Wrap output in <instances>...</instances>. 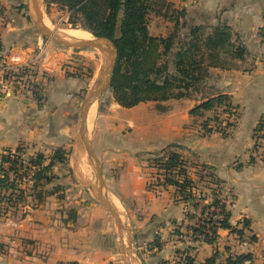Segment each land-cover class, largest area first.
<instances>
[{
	"label": "crops",
	"instance_id": "crops-1",
	"mask_svg": "<svg viewBox=\"0 0 264 264\" xmlns=\"http://www.w3.org/2000/svg\"><path fill=\"white\" fill-rule=\"evenodd\" d=\"M13 1L24 4L22 0ZM171 2L180 6L172 7L175 11L186 13L189 28L202 25L210 34L217 26L228 27L232 41L243 47L246 54L242 60L229 61L227 66L209 68V78L203 84V91L207 92L205 95L199 92V97L192 94L184 99L141 103L130 109L120 107L112 95L104 105L99 99L89 132L91 147L99 160L106 188L113 190L114 199L128 219L139 223L132 234L137 251L142 249V264H181L182 253L191 258L192 264H205L213 257V264H225L228 256L247 254L252 256L254 264H264V150L260 147L253 150V131L264 117V37L261 32L264 27V0ZM19 42L18 39L5 42L0 37V57L7 63H18V66L26 63L37 65L49 80L42 78L43 98L33 93L2 91L3 82L0 80V153L13 152L18 148L42 154L43 149L40 148L47 147L53 151L62 147L67 150L70 147L68 143L74 141L78 91L68 87L70 79L62 74L61 53H53L41 60L38 58L39 49L42 46L47 50L50 48L46 43L39 40L22 48ZM33 51L38 52L37 55L33 56ZM220 95L228 96L232 105L237 107L234 128L224 136L213 131L195 137L191 127L193 120L210 112H204L202 117H193L190 111L208 98ZM150 104L154 111L148 114L142 108ZM131 109L135 114L144 115L142 121L153 115L154 118H162V122L173 124L174 136L167 143L141 146L145 127L131 121L126 124L121 119L123 111ZM120 128L132 130V134L127 133L122 138L115 133ZM102 134L110 136L109 142L115 141L112 149L120 147L139 152L146 147L143 152L147 157L152 155L149 150L179 154L193 180L203 167L206 168L204 173L212 174L219 182V192L229 213V224L242 231V240L227 230L217 232L218 238L213 245L188 238L189 229L196 224V220L190 219L193 209L189 203L180 201L172 187L151 186L150 190L148 178L155 184L157 177L149 166L148 158L133 156L127 151L132 156L124 161L122 167L110 169L109 176H105L102 158L106 155L100 152ZM49 154L43 155L48 157ZM194 158L199 163L194 162ZM207 185L208 188L216 187ZM154 189L158 191L155 193ZM202 191L206 195L210 193L207 188ZM66 194L61 192L59 207L48 199L34 209L28 208L21 220L0 224V264H114V231L102 211L93 204L82 207L84 196L81 193L76 201ZM62 207L67 211H61ZM177 231L185 234L181 240L175 234ZM155 240L161 245L159 250L153 244Z\"/></svg>",
	"mask_w": 264,
	"mask_h": 264
},
{
	"label": "trees",
	"instance_id": "trees-1",
	"mask_svg": "<svg viewBox=\"0 0 264 264\" xmlns=\"http://www.w3.org/2000/svg\"><path fill=\"white\" fill-rule=\"evenodd\" d=\"M47 1L69 10V23L74 29L79 27L84 32L112 45L116 59L109 89L115 103L125 109L141 103H161L170 99L189 98L193 93L204 90L203 84L209 78V68L227 66L229 61L242 60L246 54L243 47L235 45V41H232L228 27L217 26L210 34L205 32L202 25L189 28L183 10L173 11L172 14L176 15L174 27L167 37L150 36L148 16L152 11V0ZM156 12L161 13L160 10ZM182 28H186L187 32L182 34ZM261 32L264 37V27ZM169 56H171V72L168 71ZM17 70L20 71V78L26 74L21 68ZM4 82H6L5 78ZM157 108L164 110L160 106ZM217 108H222V113L227 116L226 127L230 130L234 128L238 115L237 107L233 106L230 98L225 95L208 98L195 106L189 114L193 117H202L204 112H211ZM206 125V122L202 124L206 134L215 131L225 135L223 129L219 127L206 129ZM263 138L264 117L259 120L253 131L254 151L259 148ZM21 153L20 148L14 153L9 151L0 153V220L10 213L17 214L20 208L29 207L27 199L30 197L35 198V204H32L31 209L41 205L46 195L53 193L42 191L41 186L50 183L51 179L48 175L53 166L67 164L69 155V152L62 147L53 150L48 158L42 153H37L23 160L20 158ZM162 154H156L151 157L152 159H148L149 166L157 177L156 183L152 186L172 187L180 201L189 203L194 212L190 215V219L196 220V224L189 229L186 236L193 242L200 241L213 245L218 238L217 232L227 230L242 240V231L229 224V213L215 177L204 173L206 168L203 167L196 174V180H193L187 170L186 162L179 154ZM19 170L34 172L35 183L30 190L21 189L19 179L15 178ZM207 184L216 187L208 188ZM149 188L151 189V185ZM201 188L209 189L210 193L204 194ZM200 202L204 205L200 206ZM243 226L248 227L246 223ZM175 234L183 237L178 231ZM250 240L254 241V238ZM153 244L157 250L160 249L158 240ZM252 259L250 254L228 256L225 264H244L245 261L252 262ZM180 263L192 264L193 261L184 255ZM213 263L214 257L205 261V264Z\"/></svg>",
	"mask_w": 264,
	"mask_h": 264
},
{
	"label": "rangeland",
	"instance_id": "rangeland-1",
	"mask_svg": "<svg viewBox=\"0 0 264 264\" xmlns=\"http://www.w3.org/2000/svg\"><path fill=\"white\" fill-rule=\"evenodd\" d=\"M24 4H21V2L13 1V0H0V37L1 39H4L5 42H13L15 40H20L19 45L23 48L25 46H28L31 43L37 42L39 40H42L43 43H46L50 48L48 50V54L51 55L53 53H61V71L65 78L70 79L69 83H72L71 86L68 83V87H74L76 91H78V103L79 106L76 110V114L74 116V139L76 137L79 122H80V113H81V107L84 102L85 97L87 94L93 89L95 81L98 76V72L100 71V68L102 67V57L99 52L95 49H81V50H73L68 49L63 46L57 45L48 39L43 38L39 32L37 31L36 27L34 26L32 19L30 17L29 13V7L28 2L29 0H22ZM151 9L152 11L149 13L148 16V31L149 35L156 38H165L167 37L172 31L174 27V20L176 15L172 14L174 8L172 7H178L179 5H176L175 3L171 2V0H152ZM160 10V14H157ZM40 16L45 23L46 27L56 32L58 35L66 34L68 32H71L72 30H81L79 27L77 29H74L72 24L69 23V10L67 8H60L56 4H51L47 0H43L41 3V7L39 9ZM181 23V22H180ZM186 28L181 29V33H186ZM88 39L95 38L91 34L88 33ZM90 37V38H89ZM2 45V44H1ZM18 45V46H19ZM176 49H174L175 51ZM38 51V50H37ZM38 53V52H37ZM36 52H32V55H37ZM167 61H169V69L168 71L171 72V66H170V59L171 56L167 57ZM0 59V78L3 75V78L6 79V82H4L1 90L2 91H11V92H17L21 94H31L32 92L37 95V97L42 96L41 92V81L42 78L49 80L48 77H45V72H40V69H38L37 65H32L30 63L22 64L18 66V63L5 62V59ZM6 66L11 67V70L4 71V68ZM14 67V68H13ZM17 68H21V70L26 71L23 77L20 78V71L17 70ZM19 78V79H18ZM39 83V85H37ZM70 89V88H69ZM202 95H205L206 92L203 90L201 91ZM198 94L194 95L196 97H199V93H193ZM34 95V94H33ZM111 91L108 88L101 96H100V102L101 105H104L107 103V101L110 100L111 97ZM208 95V94H207ZM144 106L142 109L146 113H152L154 110L152 109L153 106ZM96 107L91 108L89 111V123L91 127V122H93V116L95 113ZM137 115V116H136ZM144 115L137 113L131 110H124L122 113V120L124 123H128L129 121L136 123V125H143L145 127L144 132V141L141 143V146H143L146 143H153L155 145L162 144L163 142L167 143L168 139L174 136L175 131L173 124L169 122H162V118L155 117L152 115L150 117L145 118V121L143 119ZM207 119V127H211L212 129L215 128H221L223 129V133H226L227 131H230V128L226 127L227 123V116L222 113V108H217L216 110L207 113L205 117L195 119L193 120L192 129L194 131V136L200 137L206 135L205 129L203 130L202 123ZM232 120L231 118H229ZM161 120V121H160ZM109 133V132H108ZM117 135H120V137H124L127 135V133L132 134V130H127L126 128H120L117 132H115ZM103 142L101 145L100 152H103L106 156H104L103 159V169L105 170L106 174L105 176H109L107 173L111 169H115L123 166L124 161L129 158V156H140L143 159H152L151 157L157 154H160V151H151L149 150L152 155L149 157L146 156V152H143V150H139V152L136 151H129L126 149H121L120 147H117V149H112V143H115V141L109 142L110 136L108 134H102L101 135ZM131 137V136H130ZM70 144V147L67 148V151L69 152L68 155V162L64 165L55 164L53 168L50 171V174L48 175L51 179L50 183L43 184L41 186L42 191H45L46 193H51V195H46L44 202H54L55 205L61 206V192L67 193V196H72L73 199L78 200L77 196L79 193H81V196H84V202L81 203L82 207H87L90 204L95 205L98 207L106 220L109 222L110 227L113 229V238H114V264H122V253L120 251L121 247L118 241L116 228L113 223V220L109 213L101 206L99 203L96 202V200L91 195V192L86 188L85 182L94 184L96 182V176L94 171V162L89 160L86 153H83L81 157L77 158L75 153L73 152V140ZM129 148V147H128ZM21 149V148H20ZM43 149V154L51 155L52 151L50 148H40ZM57 149V148H55ZM166 150V149H163ZM16 151V150H15ZM15 151L11 152L14 153ZM22 153L20 155V158L23 160H27V158L32 157L36 155L39 152H36L35 150H29V149H21ZM51 151V152H50ZM132 155H129L131 153ZM94 152V151H93ZM41 153V152H40ZM95 154V153H94ZM163 155V154H162ZM160 155V156H162ZM96 156V155H95ZM48 158V157H46ZM97 158V157H96ZM98 160V159H97ZM194 162L199 163L196 161V159H193ZM192 161V160H191ZM99 162V160H98ZM115 165V166H114ZM112 167V168H111ZM101 170V169H100ZM116 171V170H115ZM16 179H19V185L21 189L24 190H30L33 186L35 176L34 172H26L23 170H19L17 174L15 175ZM148 178V177H147ZM151 184L153 185L149 178L147 180V185ZM156 183V182H153ZM105 190L104 193L106 194L107 198L119 211L124 224L126 228L131 232L133 230L136 231L137 228L136 225L139 223L132 222L128 219L125 211L123 208L116 202V200L113 197V190L107 189L106 185L104 183ZM149 187V186H148ZM151 190V189H150ZM155 190V189H154ZM158 190H155V193ZM28 193V192H27ZM33 193V192H32ZM53 194V195H52ZM65 198V194H64ZM34 197H30L27 199V204L29 207L26 208H20L17 214H8L6 217L0 220V224H7V223H13L21 220L23 218L24 211H28L31 209L32 204H35ZM29 208V209H28ZM67 209L62 207L61 211H64ZM86 209H84L85 211ZM72 210L71 212H73ZM66 216L67 213H66ZM122 241L125 247L126 256L128 257V263L129 264H142L141 250L137 251L136 247V239L134 235L132 234L131 240V247L128 249V235L126 231L122 232ZM183 236H185L183 234ZM179 240H181L179 236H177ZM185 240V238H182ZM128 249V251H127ZM139 253V254H138ZM182 256L183 253H182ZM181 256V257H182ZM139 261H138V260ZM252 264L253 260H252Z\"/></svg>",
	"mask_w": 264,
	"mask_h": 264
},
{
	"label": "water",
	"instance_id": "water-1",
	"mask_svg": "<svg viewBox=\"0 0 264 264\" xmlns=\"http://www.w3.org/2000/svg\"><path fill=\"white\" fill-rule=\"evenodd\" d=\"M42 1L43 0H29L28 7L32 22L36 27L37 31L39 32V34L43 38L48 39L49 41L68 49H73V50H81L87 48L95 49L100 53L102 57V67L100 68L94 87L85 97L81 107L79 127L76 137L73 141V152L75 153L77 158L81 157L83 153H86L88 159L94 162L96 182L94 184L85 182L86 188L91 192V195L96 200V202L99 203V205H101L111 216L118 235V241L121 247L120 251L123 255L122 264H129L121 234L123 231H126L128 235V244H127L128 249H130L129 246L131 247L130 239H132V234L126 228L124 221L119 211L115 207V205H113V203L109 201L106 194L104 193L105 186H104L102 173L100 170L101 169L100 164L93 152L89 140V132H90L89 110L97 106L100 96L110 86L111 78L114 70L116 53L112 45L105 40L97 39V38H93L89 40H76L71 37L65 36L63 34L58 35L56 32L49 30L40 16L39 9L41 7ZM101 42L109 44L112 49V52H109L105 47H103V45H101Z\"/></svg>",
	"mask_w": 264,
	"mask_h": 264
},
{
	"label": "bare ground",
	"instance_id": "bare-ground-1",
	"mask_svg": "<svg viewBox=\"0 0 264 264\" xmlns=\"http://www.w3.org/2000/svg\"><path fill=\"white\" fill-rule=\"evenodd\" d=\"M64 35L68 36V37H71L73 39H76V40H85L89 36L87 32L79 31V30H72L71 32H68V33H66ZM101 45H103V47H105L109 52H112V49H111L109 44L101 42Z\"/></svg>",
	"mask_w": 264,
	"mask_h": 264
},
{
	"label": "built area",
	"instance_id": "built-area-1",
	"mask_svg": "<svg viewBox=\"0 0 264 264\" xmlns=\"http://www.w3.org/2000/svg\"><path fill=\"white\" fill-rule=\"evenodd\" d=\"M39 50L40 51H39V54H38L39 55L38 58L41 59V60H45L49 56L47 48L42 46ZM8 70H11V67L6 66L4 68V71H8ZM0 80L2 82L4 81L3 75L1 76ZM2 84H4V82ZM259 147L264 150V138L260 141V146ZM244 264H252V262L245 261Z\"/></svg>",
	"mask_w": 264,
	"mask_h": 264
}]
</instances>
